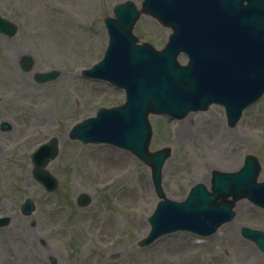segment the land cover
<instances>
[{
    "label": "rangeland",
    "instance_id": "rangeland-1",
    "mask_svg": "<svg viewBox=\"0 0 264 264\" xmlns=\"http://www.w3.org/2000/svg\"><path fill=\"white\" fill-rule=\"evenodd\" d=\"M118 1L123 0H0V14L19 26L13 37L0 33V214L12 217L9 226L0 228V264H51L52 255L57 264H264V252L241 235L242 225L264 230V210L247 199L238 202L236 218L213 236L182 231L140 246L158 202L150 168L124 149L69 137L77 120L125 98L108 82L82 74L104 54L103 18L113 15ZM135 33L163 47L170 29L142 15ZM25 55L35 59L29 71L20 64ZM52 69L60 71L57 79L35 80L37 72ZM150 118L151 149L170 143L173 148L163 176L169 196L184 198L211 173L207 162L214 157L219 169L234 170L254 153L263 163L264 179V97L234 128L227 126L220 105L182 120ZM54 134L61 150L48 168L59 186L49 192L33 178L31 154ZM142 187L149 189V202L140 199ZM82 192L92 196L88 207L77 204ZM27 198L36 207L23 214Z\"/></svg>",
    "mask_w": 264,
    "mask_h": 264
},
{
    "label": "water",
    "instance_id": "water-1",
    "mask_svg": "<svg viewBox=\"0 0 264 264\" xmlns=\"http://www.w3.org/2000/svg\"><path fill=\"white\" fill-rule=\"evenodd\" d=\"M245 16L249 17L248 14ZM114 29L118 30L119 28L115 27ZM117 41L118 38L114 37L113 43L107 53V56H110L108 58L109 62L106 64L109 68L106 73L114 74L125 82H127L126 79L133 81L132 78L126 75L129 73L128 69L129 67L131 69V67L136 64L140 52L147 51L148 49L142 47L139 50V47L137 48L134 41L130 38L119 43H117ZM161 57L162 56H159L156 59ZM55 75V73H48L38 77L39 79H50ZM128 85L131 93V99L128 104L119 109H101L99 117L92 119L91 124H95L98 131H100V133L95 136H103L105 140L115 141L139 153L143 150L144 146L139 143L140 140L138 139H141V135L145 132V127L142 123L137 125V129L131 126L136 125L137 120L135 115L139 113L142 105L147 104V100L145 96L143 94L141 95L130 83H128ZM128 132L130 133L129 136ZM146 159L153 165L155 182L159 192H162L160 188V173L164 156L153 155L147 156ZM250 176L251 175H248V177ZM244 177L247 178V175ZM239 181V178H235L230 186L221 191L220 195L216 192L209 193L203 184H198L193 188L191 194L185 201L178 202L168 198L161 201L154 214L149 218L152 229L148 237L141 243H150L162 234L179 229H192L202 234L214 232L217 228L215 227L216 221H221V217L229 213V208L232 204V201L229 200V202L225 200L218 202V198L219 196L227 197L225 196V192L229 194L227 190ZM223 184L225 185L227 182L224 181ZM241 186L242 190H246L249 194H253L254 192L260 193V199L264 201V189L256 183L255 178H248L242 181ZM232 192H235V190L233 189ZM28 206L30 207V205ZM32 206L31 204V207Z\"/></svg>",
    "mask_w": 264,
    "mask_h": 264
},
{
    "label": "bare ground",
    "instance_id": "bare-ground-1",
    "mask_svg": "<svg viewBox=\"0 0 264 264\" xmlns=\"http://www.w3.org/2000/svg\"><path fill=\"white\" fill-rule=\"evenodd\" d=\"M211 163L210 164V168H213V167H217V158H212L211 161L209 162ZM206 184H209L208 182H206ZM143 189V192L140 194V199L142 202H149V196H150V192H149V189L147 187H142ZM137 224L140 225V221L137 222ZM232 226H230V229H231ZM231 240L233 242V246H235V249H238V254L241 256V257H244L245 254L242 252V247H239L237 246L235 243H237V240L231 236Z\"/></svg>",
    "mask_w": 264,
    "mask_h": 264
}]
</instances>
